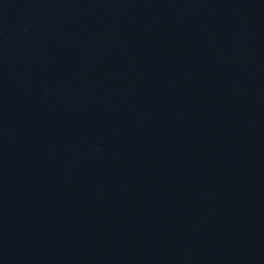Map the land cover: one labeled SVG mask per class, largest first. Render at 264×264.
<instances>
[{
	"label": "water",
	"instance_id": "obj_1",
	"mask_svg": "<svg viewBox=\"0 0 264 264\" xmlns=\"http://www.w3.org/2000/svg\"><path fill=\"white\" fill-rule=\"evenodd\" d=\"M0 264H264V0H0Z\"/></svg>",
	"mask_w": 264,
	"mask_h": 264
}]
</instances>
